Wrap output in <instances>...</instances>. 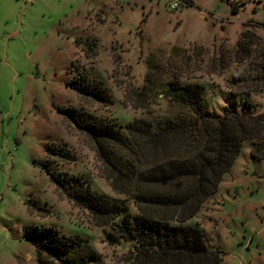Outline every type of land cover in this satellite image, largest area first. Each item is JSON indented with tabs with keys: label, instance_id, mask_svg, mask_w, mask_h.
I'll list each match as a JSON object with an SVG mask.
<instances>
[{
	"label": "rangeland",
	"instance_id": "374dc122",
	"mask_svg": "<svg viewBox=\"0 0 264 264\" xmlns=\"http://www.w3.org/2000/svg\"><path fill=\"white\" fill-rule=\"evenodd\" d=\"M247 25L264 40V0H3L0 264H40L29 232L50 225L88 240L106 264H138L129 243L110 241L107 232H114L49 176L66 171L86 178L95 191L138 212V185L118 176L92 137L60 109L118 125L163 122L186 110L168 95L170 82L180 80L202 84L206 108L221 113L241 99L231 81L244 72L234 50ZM78 79L102 86L109 99L100 100V91L77 93L72 81ZM248 99L251 112H264V92ZM257 142L262 149L243 143L217 192L192 219L222 251V264H264V158L256 157L264 139ZM53 146L66 154H52ZM132 146L115 148L121 163L144 170L168 159V149Z\"/></svg>",
	"mask_w": 264,
	"mask_h": 264
},
{
	"label": "trees",
	"instance_id": "16d2710c",
	"mask_svg": "<svg viewBox=\"0 0 264 264\" xmlns=\"http://www.w3.org/2000/svg\"><path fill=\"white\" fill-rule=\"evenodd\" d=\"M233 11L238 12L237 4ZM234 51L237 63L245 66L243 74L231 81L240 88L241 99L233 106L227 104L221 113L206 108L202 84L180 80L170 82L168 95L186 110L163 122L138 119L118 125L76 108L60 109L92 137L102 159L118 176L138 185L134 201L138 212L124 201L95 191L86 178L66 171H48L49 176L98 225L114 232H107L110 241L129 243L138 264H222V251L210 244L205 230L192 219L217 192L243 143L262 149L257 140L264 139V112H251L255 105L248 99L264 92V40L247 25ZM72 86L77 93L98 96L100 91V100L109 99L102 86L92 87L85 79L73 80ZM132 143V147L149 145L159 152L168 149L164 155L168 159L144 170L123 164L115 148H129ZM55 148H50L52 154H66L65 148L60 153ZM257 151L256 157L264 158V152L257 155ZM158 209H167L168 214H153ZM29 237L40 264H106L88 240L62 233L53 225L33 226Z\"/></svg>",
	"mask_w": 264,
	"mask_h": 264
},
{
	"label": "built area",
	"instance_id": "2783aa9c",
	"mask_svg": "<svg viewBox=\"0 0 264 264\" xmlns=\"http://www.w3.org/2000/svg\"><path fill=\"white\" fill-rule=\"evenodd\" d=\"M177 7V3L172 4L171 9H175Z\"/></svg>",
	"mask_w": 264,
	"mask_h": 264
},
{
	"label": "snow or ice",
	"instance_id": "6c2138e0",
	"mask_svg": "<svg viewBox=\"0 0 264 264\" xmlns=\"http://www.w3.org/2000/svg\"><path fill=\"white\" fill-rule=\"evenodd\" d=\"M3 3V0H0V4H2Z\"/></svg>",
	"mask_w": 264,
	"mask_h": 264
}]
</instances>
